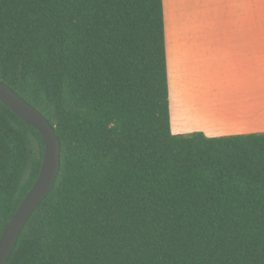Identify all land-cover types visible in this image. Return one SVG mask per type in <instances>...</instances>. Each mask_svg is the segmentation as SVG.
Masks as SVG:
<instances>
[{
  "label": "trees",
  "instance_id": "obj_1",
  "mask_svg": "<svg viewBox=\"0 0 264 264\" xmlns=\"http://www.w3.org/2000/svg\"><path fill=\"white\" fill-rule=\"evenodd\" d=\"M0 82L61 147L7 264H264V133H172L163 0H0ZM43 154L0 103V235Z\"/></svg>",
  "mask_w": 264,
  "mask_h": 264
},
{
  "label": "crops",
  "instance_id": "obj_2",
  "mask_svg": "<svg viewBox=\"0 0 264 264\" xmlns=\"http://www.w3.org/2000/svg\"><path fill=\"white\" fill-rule=\"evenodd\" d=\"M163 13L170 80L171 64L175 78L176 72L183 75L187 87L196 79L195 66L201 64L202 56L221 63L213 69L221 90L217 93L227 96L232 107L220 110L224 121L220 131L249 134L264 130V23L246 22L253 16L254 0H163ZM175 86L183 82L178 79ZM191 91L200 94L198 88Z\"/></svg>",
  "mask_w": 264,
  "mask_h": 264
},
{
  "label": "rangeland",
  "instance_id": "obj_3",
  "mask_svg": "<svg viewBox=\"0 0 264 264\" xmlns=\"http://www.w3.org/2000/svg\"><path fill=\"white\" fill-rule=\"evenodd\" d=\"M214 23L217 22L216 18H213ZM245 22V17H244ZM246 22H252L253 24L264 23V0H254V13L253 16L247 17ZM209 23V22H207ZM166 32V31H165ZM166 41V34H165ZM204 55V54H203ZM169 58V57H168ZM167 58V60H168ZM177 64L175 59L170 58ZM196 62L194 59H190V63ZM216 65L212 59L201 58V64L195 66L196 79L194 83H188L185 86V79L183 75L175 72L172 66L170 80V73H168V85L169 92L171 88L170 100V118L172 124V133L179 135H189L195 132H201L207 137H223L229 135H240L242 133H236L233 131H220L221 124L224 122L223 116L220 114L221 109H230L232 104L227 96H220L221 92L218 87V81H215L213 69L218 66H223L221 63ZM179 67V66H178ZM181 67V66H180ZM200 68V69H199ZM221 68V67H220ZM180 70V68H179ZM224 73V72H223ZM183 82V86L176 87L175 84ZM180 84V83H179ZM198 88L200 94H194L191 90ZM200 104V105H199ZM202 105V106H201ZM208 105L207 107H205ZM202 107V108H200ZM204 108V109H203ZM226 111L222 110L221 112ZM220 114L221 117H216ZM216 124L219 127H216ZM226 132V133H225ZM233 132V133H227ZM254 133H264V130L253 131Z\"/></svg>",
  "mask_w": 264,
  "mask_h": 264
},
{
  "label": "water",
  "instance_id": "obj_4",
  "mask_svg": "<svg viewBox=\"0 0 264 264\" xmlns=\"http://www.w3.org/2000/svg\"><path fill=\"white\" fill-rule=\"evenodd\" d=\"M0 103L34 128L44 140V154L38 177L0 235V264H7L26 223L55 185L61 166V147L48 120L2 82Z\"/></svg>",
  "mask_w": 264,
  "mask_h": 264
}]
</instances>
